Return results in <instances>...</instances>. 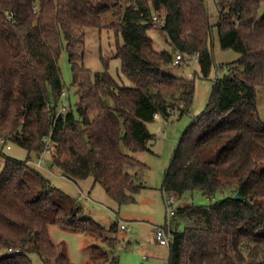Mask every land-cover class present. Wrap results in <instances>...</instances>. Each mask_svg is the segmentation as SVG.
Instances as JSON below:
<instances>
[{
	"label": "trees",
	"instance_id": "16d2710c",
	"mask_svg": "<svg viewBox=\"0 0 264 264\" xmlns=\"http://www.w3.org/2000/svg\"><path fill=\"white\" fill-rule=\"evenodd\" d=\"M261 4L215 0L217 21L211 25L206 0H0V139L28 155L20 161L5 156L4 147L0 154V264H32L31 253L43 264H72L65 245L51 241L49 224L105 232L84 216L76 199L29 165V155L40 156L47 141L51 168L62 177L73 183L92 178L118 205L135 200L143 185L126 168L140 163L121 146L148 151L153 137L147 124L190 106L192 82L166 69L180 52L197 56L206 77L213 27L220 48L240 58L227 65L228 75L214 80L205 111L180 136L165 171L162 189L188 201L164 225L173 238L167 264H264V121L257 94L264 88ZM89 27L120 37L115 56L130 86L118 84L105 59L93 76L81 64ZM149 29L162 32L171 51H156ZM63 46L78 102L59 111L68 98L61 97L58 70ZM195 192L207 203L194 204ZM108 231L115 233L117 223ZM117 242L107 243L108 250ZM86 264L118 259L94 246Z\"/></svg>",
	"mask_w": 264,
	"mask_h": 264
},
{
	"label": "rangeland",
	"instance_id": "374dc122",
	"mask_svg": "<svg viewBox=\"0 0 264 264\" xmlns=\"http://www.w3.org/2000/svg\"><path fill=\"white\" fill-rule=\"evenodd\" d=\"M206 5L210 23L214 25L217 21L215 0H206ZM263 13L264 4H261L259 15L261 16ZM146 35L152 40L156 51H171L162 32L149 29ZM217 36V30L213 27L208 41L213 59L206 77L201 75L199 66L192 57H187V63L183 66L172 64L166 69L167 74L192 82L193 95L190 106L173 110L167 119H163L159 115L153 122L147 124V129L153 137L149 142L148 151L132 152L123 145L121 146L124 153L140 163V166L134 165L126 168V171L143 185V188L134 195L135 200L133 202L122 205L116 204L105 193L101 184H93L92 178L73 183L62 177L57 170L51 168V151L43 152L40 156L29 155V165L32 168L46 177L52 187L76 199L84 210V216L105 229V232L100 236L98 234H93V236L86 231L73 232L49 224L48 235L51 241L54 244L63 243L65 245L70 263L86 264L92 248L99 246L107 250L111 257H116L118 264H167L168 247L157 245L151 234L152 226H164L167 222V208L162 189L165 171L180 136L192 121L196 117H200L205 111L214 80L228 75L227 65H232L240 58V54L234 50H222ZM117 41L121 43L120 37L112 30L95 27L86 28L81 64L93 76L96 72L103 70L102 59H105L109 74L116 79L118 84L130 86L128 80L122 76L120 60L115 56ZM58 70L65 93L64 97H68L67 100L57 106V110L60 111L62 105L65 108L73 107L78 102L74 89L71 87L72 73L65 46H63L59 56ZM257 94L258 111L264 121V88L258 87ZM48 145L50 146V142ZM3 151L5 156L20 161H25L28 156L24 148L16 145H10L8 149L4 148ZM38 158L42 160V167L35 165ZM186 203H188L187 198H181L175 202V205L178 207ZM193 203L205 204L207 200L197 193L193 196ZM114 223H117L118 227L122 223L132 224L137 241L136 239L129 241L128 233L126 234L119 228L115 233L109 232L110 226ZM176 224L179 228L184 225L179 220ZM113 239L118 240L115 249L113 251L108 250L106 244L112 242ZM29 257L32 264H43L38 254L31 253Z\"/></svg>",
	"mask_w": 264,
	"mask_h": 264
},
{
	"label": "built area",
	"instance_id": "2783aa9c",
	"mask_svg": "<svg viewBox=\"0 0 264 264\" xmlns=\"http://www.w3.org/2000/svg\"><path fill=\"white\" fill-rule=\"evenodd\" d=\"M153 22L155 24H162V22L157 18V17H153ZM187 57L183 54V53H180V52H177L174 54V57H173V65H176V66H183L185 63H187ZM194 62L197 63V56H193L192 57ZM65 96V93L64 91L61 93V97H64ZM62 110V109H61ZM60 110V111H61ZM48 142L47 141L45 143V147H44V150L43 152H50L51 151V147L48 145ZM9 148V145H6L4 140L0 139V154L2 153V148ZM42 152V153H43ZM40 158V157H39ZM38 158V161L37 163L35 164L37 167H42V160ZM163 193H164V201H165V206H166V211H167V219L171 218L172 216L175 215V211L177 209V206L175 205V202L177 201V199L173 196V195H170V194H167L164 190H163ZM169 216V217H168ZM120 229L121 230H124V231H128L129 229L122 223L120 224ZM153 239H154V242L159 245V246H166V247H169L172 242H173V238H172V235H171V232L168 228V226H155L154 227V230H153Z\"/></svg>",
	"mask_w": 264,
	"mask_h": 264
},
{
	"label": "crops",
	"instance_id": "0c3cea01",
	"mask_svg": "<svg viewBox=\"0 0 264 264\" xmlns=\"http://www.w3.org/2000/svg\"><path fill=\"white\" fill-rule=\"evenodd\" d=\"M7 149V148H6ZM129 230L128 231H124V230H121L120 229V225H119V227H118V224H117V229L119 228L121 231H123V232H125L126 234L128 233V239H129V241H131L132 239L134 240V239H136V241H137V236H136V234H135V232H134V229H133V225L131 224H126V223H123ZM129 226H130V228H129ZM154 227H155V225L154 226H152L151 227V231H152V235H153V230H154ZM130 243V242H129ZM167 258H168V256H167ZM167 261V260H166Z\"/></svg>",
	"mask_w": 264,
	"mask_h": 264
},
{
	"label": "water",
	"instance_id": "95a60500",
	"mask_svg": "<svg viewBox=\"0 0 264 264\" xmlns=\"http://www.w3.org/2000/svg\"><path fill=\"white\" fill-rule=\"evenodd\" d=\"M236 197H239L238 195H236Z\"/></svg>",
	"mask_w": 264,
	"mask_h": 264
}]
</instances>
